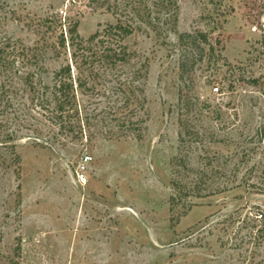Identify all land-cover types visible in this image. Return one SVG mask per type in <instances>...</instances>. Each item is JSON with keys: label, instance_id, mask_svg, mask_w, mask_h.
I'll return each instance as SVG.
<instances>
[{"label": "rangeland", "instance_id": "1", "mask_svg": "<svg viewBox=\"0 0 264 264\" xmlns=\"http://www.w3.org/2000/svg\"><path fill=\"white\" fill-rule=\"evenodd\" d=\"M117 1L84 7L79 32L136 25L143 138L77 140L0 107V141L18 134L0 142V264H264V0ZM68 3L0 0V40L38 47L47 83L66 56L42 19Z\"/></svg>", "mask_w": 264, "mask_h": 264}, {"label": "trees", "instance_id": "2", "mask_svg": "<svg viewBox=\"0 0 264 264\" xmlns=\"http://www.w3.org/2000/svg\"><path fill=\"white\" fill-rule=\"evenodd\" d=\"M86 6L113 13L121 10L117 0H69L66 10L42 19L47 28L60 31L55 53L66 56L54 71L52 83L42 78L46 67L41 65L43 54L38 47L19 45L10 38L0 40L1 112H6L7 122L33 124L26 116L36 110L50 126L77 140L131 136L140 140L145 123L140 111L147 102L148 72L147 64L127 43L136 25L132 19L117 17L85 38L79 26ZM200 35L205 36L202 32ZM33 126V132L40 134L38 125ZM4 134L0 142L12 141L15 145L17 131L6 129ZM35 140L44 139L36 136ZM254 216L262 224L256 225L254 234L264 235V205L256 207Z\"/></svg>", "mask_w": 264, "mask_h": 264}, {"label": "built area", "instance_id": "3", "mask_svg": "<svg viewBox=\"0 0 264 264\" xmlns=\"http://www.w3.org/2000/svg\"><path fill=\"white\" fill-rule=\"evenodd\" d=\"M219 88L218 87H216L215 88V92H218L219 90H218ZM87 158L86 159H89L90 157H88V156H86ZM84 167V166H83ZM79 178H80V180H82V181H84L85 182V180H86V177H85V173L83 172V173H80L79 174Z\"/></svg>", "mask_w": 264, "mask_h": 264}]
</instances>
